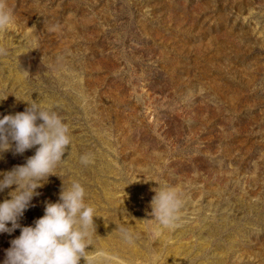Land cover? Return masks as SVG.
I'll use <instances>...</instances> for the list:
<instances>
[{"label": "rangeland", "instance_id": "374dc122", "mask_svg": "<svg viewBox=\"0 0 264 264\" xmlns=\"http://www.w3.org/2000/svg\"><path fill=\"white\" fill-rule=\"evenodd\" d=\"M5 2L15 22L0 34V118L38 103L72 135L20 225L79 180L98 216L91 264H264V0ZM36 147L13 143L0 173ZM165 186L183 200L176 228L151 215ZM20 235L0 233V264Z\"/></svg>", "mask_w": 264, "mask_h": 264}, {"label": "clouds", "instance_id": "9594fccd", "mask_svg": "<svg viewBox=\"0 0 264 264\" xmlns=\"http://www.w3.org/2000/svg\"><path fill=\"white\" fill-rule=\"evenodd\" d=\"M15 22L13 11L5 0H0V34ZM8 55L7 48L0 43V56ZM23 112L5 115L0 118V154L15 145L14 154H23L36 146L35 155L26 164L0 173V193L5 189L10 199L0 203V233H12L17 228L21 235L11 241L6 250L3 264H80L83 258L91 264L86 250L93 245L96 233L94 218L96 209L86 203V187L79 180L65 183L56 203L47 202L45 214L35 221L34 226L22 227L18 222L31 205L36 190L56 174V169L66 163L62 159L68 146H72L70 127L54 110L46 109L38 103H30ZM40 120L42 123L37 124ZM94 162L91 153L80 157V163L88 166ZM154 220L162 228L179 226L180 212L183 207L181 193L175 187L165 186L156 190L151 202ZM11 223V227H9ZM121 240L134 246L138 236L127 226L116 230Z\"/></svg>", "mask_w": 264, "mask_h": 264}]
</instances>
